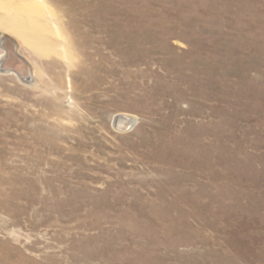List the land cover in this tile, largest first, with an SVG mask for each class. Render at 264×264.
<instances>
[{
    "label": "rangeland",
    "instance_id": "374dc122",
    "mask_svg": "<svg viewBox=\"0 0 264 264\" xmlns=\"http://www.w3.org/2000/svg\"><path fill=\"white\" fill-rule=\"evenodd\" d=\"M41 2L0 0V264H264V0Z\"/></svg>",
    "mask_w": 264,
    "mask_h": 264
},
{
    "label": "water",
    "instance_id": "95a60500",
    "mask_svg": "<svg viewBox=\"0 0 264 264\" xmlns=\"http://www.w3.org/2000/svg\"><path fill=\"white\" fill-rule=\"evenodd\" d=\"M10 39L9 37L5 36V35H2L0 37V49H2L3 51V55L0 57V73L1 74H8V73H15V75L22 79V75H20L18 72H15L14 68H8V66H5V62H7L8 59H15L16 61L20 62V63H23L22 62V58L21 57H18L14 54L11 53V49L7 48L6 47V43L10 42ZM7 65V64H6ZM119 120V116L115 117L114 118V121H113V125L115 128L121 130V131H126V130H129L133 127V124L129 127V128H126L124 129V127L122 128H119L117 122Z\"/></svg>",
    "mask_w": 264,
    "mask_h": 264
},
{
    "label": "bare ground",
    "instance_id": "6f19581e",
    "mask_svg": "<svg viewBox=\"0 0 264 264\" xmlns=\"http://www.w3.org/2000/svg\"><path fill=\"white\" fill-rule=\"evenodd\" d=\"M37 1L40 2V3H42L41 0H37ZM56 33H57V32H56ZM56 33H55V34H56ZM56 35H57V34H56Z\"/></svg>",
    "mask_w": 264,
    "mask_h": 264
}]
</instances>
